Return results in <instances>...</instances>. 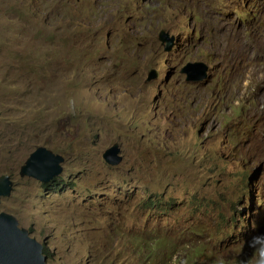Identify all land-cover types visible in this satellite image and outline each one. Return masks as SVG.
<instances>
[{
  "label": "rangeland",
  "instance_id": "1",
  "mask_svg": "<svg viewBox=\"0 0 264 264\" xmlns=\"http://www.w3.org/2000/svg\"><path fill=\"white\" fill-rule=\"evenodd\" d=\"M197 60L203 81L183 71ZM39 147L65 159L49 183L20 175ZM8 175L0 211L48 247L49 264L256 261L264 0H0Z\"/></svg>",
  "mask_w": 264,
  "mask_h": 264
},
{
  "label": "water",
  "instance_id": "2",
  "mask_svg": "<svg viewBox=\"0 0 264 264\" xmlns=\"http://www.w3.org/2000/svg\"><path fill=\"white\" fill-rule=\"evenodd\" d=\"M171 46L169 47V49ZM195 79L201 81L208 75V65L202 61L189 62L183 71H196ZM117 144L106 150L105 161L111 165H119L122 157ZM65 159L59 154L39 147L34 151L21 169L22 177L31 176L43 183H49L63 172L61 164ZM10 176L0 178L1 197H8L12 191ZM44 245L33 238L29 230L19 227V221L12 215L0 213V264H48L43 254Z\"/></svg>",
  "mask_w": 264,
  "mask_h": 264
},
{
  "label": "clouds",
  "instance_id": "3",
  "mask_svg": "<svg viewBox=\"0 0 264 264\" xmlns=\"http://www.w3.org/2000/svg\"><path fill=\"white\" fill-rule=\"evenodd\" d=\"M197 61H202V62H204L203 60H197ZM205 63V62H204ZM208 70H209V66H208ZM204 80V79H203ZM203 80H201V81H203ZM250 114V117L249 118H251V117H253V114H254V112L253 113H251L250 112V109H249V111H248V113H247V115H249ZM257 142H258V139H254L253 141H252V143H251V147H253V146H255L256 144H257ZM9 176V175H8ZM3 177H5V176H3ZM57 177H59V176H57ZM56 177V178H57ZM2 178V177H1ZM56 178H54L52 181H54ZM11 179V178H10ZM51 181V182H52ZM43 183V182H42ZM13 186V185H12ZM3 198H5V197H1V202L0 203H2V199ZM0 213H6V214H9V215H12V216H14L13 214H10V213H8V212H5V211H0ZM238 214L240 215V220L241 221H243L244 222V220H245V218H246V216L244 215L245 214V212H244V210H240V211H238ZM16 219H17V217L16 216H14ZM18 220V219H17ZM19 221V220H18ZM19 227L20 228H22V229H26V228H23V227H21L20 226V222H19ZM244 229H248V230H250V228L249 227H246V226H242L241 227V231H243ZM28 230V229H27ZM30 232V231H29ZM31 233V232H30ZM31 235H32V233H31ZM33 237V236H32ZM33 238H35V237H33ZM36 239V238H35ZM41 243V242H40ZM43 244V243H42ZM44 245V244H43ZM256 246L258 247V251H257V259H256V261H254V262H252V263H250V264H264V232H262L261 234H260V236L258 237V241H257V243H256ZM45 247H47V246H45L44 245V249H43V254H44V256L47 258V263H48V257L45 255V253H44V250H45ZM207 254L206 253H203V256H206ZM49 264V263H48Z\"/></svg>",
  "mask_w": 264,
  "mask_h": 264
},
{
  "label": "trees",
  "instance_id": "4",
  "mask_svg": "<svg viewBox=\"0 0 264 264\" xmlns=\"http://www.w3.org/2000/svg\"><path fill=\"white\" fill-rule=\"evenodd\" d=\"M44 253L49 258V249H48V247H45Z\"/></svg>",
  "mask_w": 264,
  "mask_h": 264
},
{
  "label": "bare ground",
  "instance_id": "5",
  "mask_svg": "<svg viewBox=\"0 0 264 264\" xmlns=\"http://www.w3.org/2000/svg\"><path fill=\"white\" fill-rule=\"evenodd\" d=\"M242 52V51H241ZM258 95V94H257Z\"/></svg>",
  "mask_w": 264,
  "mask_h": 264
}]
</instances>
